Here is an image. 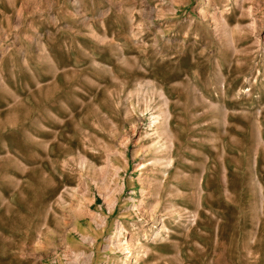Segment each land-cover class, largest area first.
I'll return each instance as SVG.
<instances>
[{
	"label": "rangeland",
	"instance_id": "obj_1",
	"mask_svg": "<svg viewBox=\"0 0 264 264\" xmlns=\"http://www.w3.org/2000/svg\"><path fill=\"white\" fill-rule=\"evenodd\" d=\"M89 256L264 264V0H0V264Z\"/></svg>",
	"mask_w": 264,
	"mask_h": 264
},
{
	"label": "bare ground",
	"instance_id": "obj_2",
	"mask_svg": "<svg viewBox=\"0 0 264 264\" xmlns=\"http://www.w3.org/2000/svg\"><path fill=\"white\" fill-rule=\"evenodd\" d=\"M93 34V33H92ZM104 37V36H103ZM165 123V122H164ZM113 207V203H111L110 204V207L109 208H112ZM97 225L98 226H105L106 225V220L104 219V218H99V222L97 223ZM121 230H122V226H121V224H119V223H117L116 224V226H115V229H114V231H113V235L109 238V241L110 242H112V243H114V241H115V237H118L119 235H120V233H121ZM89 242H91L92 241V239H87ZM116 247H119V244L118 243H116L115 244V248ZM126 258H127V256H126ZM92 260V256H89L88 258H87V260L85 261L86 263L85 264H89L90 263V261Z\"/></svg>",
	"mask_w": 264,
	"mask_h": 264
}]
</instances>
